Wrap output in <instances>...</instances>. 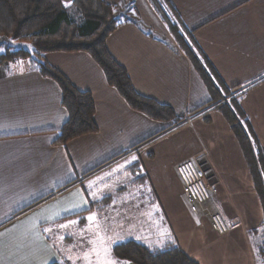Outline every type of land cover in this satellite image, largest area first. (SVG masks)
I'll return each mask as SVG.
<instances>
[{
    "label": "crops",
    "instance_id": "obj_1",
    "mask_svg": "<svg viewBox=\"0 0 264 264\" xmlns=\"http://www.w3.org/2000/svg\"><path fill=\"white\" fill-rule=\"evenodd\" d=\"M102 1L127 19L107 37L108 52L139 95L168 106L181 122L131 109L87 53L49 52L45 61L91 94L97 126L56 145L67 120L58 85L30 58L0 65V264H131L117 260L112 247L140 238L120 241L103 233L106 251L99 256L72 249L77 226L92 216L97 191L91 181L98 176L105 182L100 192L115 184L118 193L143 195L152 223L165 228L151 248H162L168 237L196 264H261V202L227 121L208 106L202 79L147 0ZM169 1L223 85L241 90L240 107L264 151V0ZM61 2L70 8L73 0ZM1 43L0 53L20 45ZM169 144L181 149L180 157L157 152ZM191 157L204 159L212 173L217 193L208 207L225 220L223 235L184 201L175 166ZM62 230L67 234L57 237Z\"/></svg>",
    "mask_w": 264,
    "mask_h": 264
},
{
    "label": "trees",
    "instance_id": "obj_2",
    "mask_svg": "<svg viewBox=\"0 0 264 264\" xmlns=\"http://www.w3.org/2000/svg\"><path fill=\"white\" fill-rule=\"evenodd\" d=\"M147 1L205 84L210 95L208 106L223 116L241 147L262 206L263 219L259 228L261 242L257 256L264 264V151L240 107L241 95L230 97L228 102L221 101L233 89L223 85L211 64L200 53L171 2ZM114 12L115 6L102 0H73L70 8L65 7L61 0H0V42L20 44L18 48L4 47L0 53V65L30 58L37 71L53 80L60 89L61 106L67 112V120L58 131L56 145L95 133L97 126L91 94L77 90L63 74L51 67L44 59L49 52L87 53L100 67L107 84L119 93L131 109L155 121L172 122L174 125L181 122L168 106L139 95L126 70L108 52L107 37L127 20L116 17ZM112 254L117 260L131 264H196L181 251L174 238L162 248L125 241L114 245ZM51 264L69 263L59 261Z\"/></svg>",
    "mask_w": 264,
    "mask_h": 264
},
{
    "label": "rangeland",
    "instance_id": "obj_3",
    "mask_svg": "<svg viewBox=\"0 0 264 264\" xmlns=\"http://www.w3.org/2000/svg\"><path fill=\"white\" fill-rule=\"evenodd\" d=\"M129 15L131 16V13ZM223 97L226 98L227 96ZM225 102H228V100ZM157 152L162 157H164L165 154L167 156L180 157L181 149L175 150V147L172 146V144H169L163 147H158ZM159 165L160 167L163 166V164L160 163ZM103 181L104 180L100 179L99 176L91 181L96 187L95 191H97L93 192L92 197L94 203L89 210L92 213L91 217L93 219H87L85 224L83 223L84 225L80 224L81 226H77V229L75 230L76 234L74 238L72 237V241L73 239L74 241L71 245L75 254L81 256L95 254L99 256L104 253L106 250L104 249L103 233L108 236V239L116 237L120 241L140 238V243L148 247L160 243V240L154 243L152 239L155 237L158 238L159 234H161L165 228L162 229V226L154 225L152 223L153 219L149 218V209L143 208L148 205L147 202L142 200L143 195L137 194V198H135L136 194L133 193H125V191L118 193L116 192L115 184L112 185L108 192H100L99 185L105 183ZM207 205L209 206V202ZM69 230H71V227ZM64 234H67V230L60 231V234L57 237L60 238ZM56 238L55 240L57 242L60 241ZM167 238L168 237L165 238L166 243L168 242Z\"/></svg>",
    "mask_w": 264,
    "mask_h": 264
},
{
    "label": "built area",
    "instance_id": "obj_4",
    "mask_svg": "<svg viewBox=\"0 0 264 264\" xmlns=\"http://www.w3.org/2000/svg\"><path fill=\"white\" fill-rule=\"evenodd\" d=\"M240 92L241 90H236L222 101H227ZM190 118H187L186 122ZM197 160L196 157H191L175 166V172L181 183L182 196L192 215L207 219L211 230L223 235L228 231L225 220L220 213L212 212L207 205L217 193L216 186L211 183L212 173L209 167L203 170L202 167L207 165L206 162L199 164Z\"/></svg>",
    "mask_w": 264,
    "mask_h": 264
},
{
    "label": "water",
    "instance_id": "obj_5",
    "mask_svg": "<svg viewBox=\"0 0 264 264\" xmlns=\"http://www.w3.org/2000/svg\"><path fill=\"white\" fill-rule=\"evenodd\" d=\"M197 162H198L199 164H202V163H205V160L202 159V158H200V159L197 160ZM202 168H203V170H204V169L208 168V166H207V165H204Z\"/></svg>",
    "mask_w": 264,
    "mask_h": 264
},
{
    "label": "snow or ice",
    "instance_id": "obj_6",
    "mask_svg": "<svg viewBox=\"0 0 264 264\" xmlns=\"http://www.w3.org/2000/svg\"><path fill=\"white\" fill-rule=\"evenodd\" d=\"M135 159V158H134ZM89 219H93L92 217H89ZM72 223H75V222H72ZM61 227H65V225H61Z\"/></svg>",
    "mask_w": 264,
    "mask_h": 264
}]
</instances>
